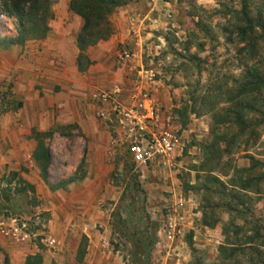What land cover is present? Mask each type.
Instances as JSON below:
<instances>
[{"label": "rangeland", "instance_id": "374dc122", "mask_svg": "<svg viewBox=\"0 0 264 264\" xmlns=\"http://www.w3.org/2000/svg\"><path fill=\"white\" fill-rule=\"evenodd\" d=\"M120 1L108 17L112 34L102 40H112L114 53L95 58L70 93L79 121L38 131L53 132L39 137L50 152L46 168L32 157L38 142L33 133L0 132V194L8 192L2 178L10 171H18L35 187V201L15 197L10 209L0 210V264L5 255L10 264H24L28 255L37 253L42 264H133V239L139 243L142 237L152 242L144 264H251L256 250L246 249L245 255L240 250L232 260L223 259L220 248L248 247V236H253V248L264 251V89L245 96L238 92L249 68L264 74L261 31L255 27L244 37L239 34L245 24L243 5L254 18L262 0ZM68 2L52 0L48 34L72 22L55 17L54 7ZM129 3L139 5L134 25L124 18ZM149 3L160 12L150 17ZM17 26L0 1V39L16 36ZM11 45L21 44L0 48ZM123 51L133 58L119 63ZM140 66L153 70L148 91L162 117L171 114L172 127L183 135L178 172L137 167L124 147L113 142L112 125L97 115L89 98L94 88L118 84L129 90ZM96 72L102 78L91 84L88 79ZM3 81L0 115L19 103L11 84ZM247 100L253 108L241 111L247 125L242 130L232 122L233 109L236 102ZM213 133L224 136L221 158L214 161L204 148ZM207 174L221 183H205ZM135 175L143 193L124 194ZM245 179L247 188L242 187ZM61 181L64 187H50ZM174 194L185 199V220L182 231L167 240L162 226Z\"/></svg>", "mask_w": 264, "mask_h": 264}, {"label": "crops", "instance_id": "0c3cea01", "mask_svg": "<svg viewBox=\"0 0 264 264\" xmlns=\"http://www.w3.org/2000/svg\"><path fill=\"white\" fill-rule=\"evenodd\" d=\"M137 7V3H129L125 7L129 13L124 18L133 25L136 22L134 10ZM54 10L59 22L65 19H71L72 22H67L63 29L47 34L42 40L0 48V79L3 78V84H11V90L20 103V106L18 103L15 109L5 110L0 115V132L3 136H29L34 129L42 131L56 123L79 121L76 100L70 93L74 91L76 81H80L88 69L83 72L77 69L79 51L76 36L81 19L69 11L68 3L63 7L55 6ZM148 10L150 17L156 14L155 10L160 12L159 7L153 3H149ZM111 42L99 41L97 46L87 48L89 59L93 62L98 57H110L114 53ZM101 78L102 74L96 72L88 81L93 84Z\"/></svg>", "mask_w": 264, "mask_h": 264}, {"label": "trees", "instance_id": "16d2710c", "mask_svg": "<svg viewBox=\"0 0 264 264\" xmlns=\"http://www.w3.org/2000/svg\"><path fill=\"white\" fill-rule=\"evenodd\" d=\"M4 10L8 15L14 16L17 19V34L12 38L0 39V45L7 46L9 44H22L30 39H44L50 28L48 21L54 17V13L51 10L52 0H0ZM246 3V0H243ZM261 10L257 11L256 16L253 18L249 16L246 12V5L242 7L241 18L245 22L243 27L239 28V34L245 36L247 32L254 30L255 27H258L261 31V34L264 36V0H262ZM123 2L120 0H69L68 8L73 13L77 14L82 19V24L76 36V45L78 48L77 55V69L80 72L85 71L92 61L86 54L88 47L95 45L99 41L106 40L112 34V27L108 20L109 15L112 11L122 5ZM263 8V9H262ZM251 44H253V39ZM253 47V46H251ZM253 50V49H252ZM243 84L239 87L238 92L245 96L249 92L261 91L264 89V74L260 73L256 69L249 68L244 74ZM20 106V103H19ZM233 109L234 123L238 124L241 129L247 128L243 117L241 116V111L245 109H252L253 104L251 101L247 100L243 104L238 101L235 103ZM221 122H224L225 119H221ZM228 120V119H227ZM33 137L38 140L37 145L32 153V157L43 169L50 162V152L49 148L44 146V144L39 141V137L43 135H52V131L48 132H38L32 130ZM224 136L213 133V140L204 145L205 150L210 154L211 160H217L221 158V149L219 148V142ZM5 177L2 178L5 186L8 188V192H5L3 195L0 194V210H8L12 207V201L14 198H18L20 201L29 202L35 201V187L32 183L28 182L24 177L20 175L18 171H10ZM209 181H214L215 183H221V181L210 174L205 175V183ZM65 181L51 185V188H60L64 187ZM13 184V187H11ZM127 192L138 193L142 192L143 189L138 183L136 175L132 177L131 183L127 185ZM207 186V185H206ZM249 186V180L243 181L242 187L247 188ZM12 188V189H11ZM11 189V190H10ZM123 194V197H124ZM13 195V197H12ZM4 196V197H3ZM145 196L143 195V198ZM239 197V196H238ZM3 198V199H2ZM37 204V203H35ZM126 218V217H125ZM127 218H130L129 215ZM124 221V219H123ZM235 234H238V231L241 229L239 226L236 228ZM133 234V233H132ZM258 237V233L256 236ZM248 241L250 245L247 247H226L223 246L220 248L221 257L223 259H232L239 254L240 250L245 255L246 249H253L257 251V259L253 260L252 256L250 258L251 264H264V251L253 248L251 245L253 236H248ZM133 244L135 245L134 258L132 259L133 264H144L147 263L149 245L152 242H149L145 237L136 243V239ZM78 253L81 252V246H78ZM82 256V255H81ZM79 257L81 259L82 257ZM139 256V257H138ZM138 259L141 261L139 262ZM3 264H10L8 257L5 255ZM24 264H42V257L40 254H32L26 257Z\"/></svg>", "mask_w": 264, "mask_h": 264}, {"label": "built area", "instance_id": "2783aa9c", "mask_svg": "<svg viewBox=\"0 0 264 264\" xmlns=\"http://www.w3.org/2000/svg\"><path fill=\"white\" fill-rule=\"evenodd\" d=\"M117 57L122 63L131 60L133 54L123 51ZM137 73L138 79L129 90L114 84L92 89L89 98L97 107V115L112 125L113 142L124 147L137 167L178 172L185 146L183 135L172 127L171 114L162 117L160 107L148 91L147 82L153 80V70L140 66ZM184 220L185 199L174 194L173 206L162 226L164 238L170 240L179 234Z\"/></svg>", "mask_w": 264, "mask_h": 264}]
</instances>
